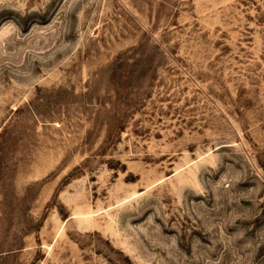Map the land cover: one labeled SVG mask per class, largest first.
<instances>
[{"label":"rangeland","instance_id":"374dc122","mask_svg":"<svg viewBox=\"0 0 264 264\" xmlns=\"http://www.w3.org/2000/svg\"><path fill=\"white\" fill-rule=\"evenodd\" d=\"M0 264H264V0H0Z\"/></svg>","mask_w":264,"mask_h":264}]
</instances>
